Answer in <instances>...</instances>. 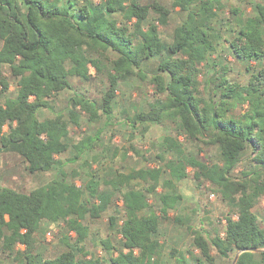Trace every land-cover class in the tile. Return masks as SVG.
Segmentation results:
<instances>
[{
	"label": "trees",
	"instance_id": "16d2710c",
	"mask_svg": "<svg viewBox=\"0 0 264 264\" xmlns=\"http://www.w3.org/2000/svg\"><path fill=\"white\" fill-rule=\"evenodd\" d=\"M173 8L187 16L168 45L158 25H167L171 10L158 0L147 5L139 0H0V98L9 92L10 77L17 83L16 96L0 100V164L4 153L13 152L32 174L61 170L58 157L71 149L75 152L68 161L77 163L86 151H93L101 131L70 145V125L80 127L82 113L92 123L102 116L109 121L120 83L134 75L144 78V63L159 58L152 76L156 100L148 112L128 122L133 128L171 122L187 142L216 147L219 161L204 162L187 154L178 137L167 136L164 147L172 158L165 170L180 181L192 168L194 180L216 187L237 217L226 218L223 236L207 238L194 232L193 245L201 258H192L197 264L203 260L213 264L214 249L219 257L233 261L238 252L250 249L236 264H264V228L253 212L264 199V0L252 4L253 14L245 19L237 8L230 10L238 30L226 43L231 55L248 65L245 85L231 82L230 67L212 60L224 38L216 27L223 11L220 0H174ZM252 61L256 69L250 68ZM91 68L106 77L102 99L75 95L68 118L59 113L41 120L38 114L52 109L51 99L72 90V79L92 78ZM244 160L246 170L235 176ZM165 170H111L105 178L91 171L82 186L68 181L61 170L60 178L28 194L1 188L3 253L15 254L19 264H159L164 253L156 237L160 221L179 200L164 193L162 218L153 211L149 197L156 193ZM117 195L122 207L108 220L110 230L122 238L118 246L109 239L102 242L110 254L102 260L85 247L88 221L108 212ZM43 221L64 223L76 235L73 243L64 237L68 249L54 261L36 260L34 235ZM175 221L182 224L179 218ZM18 245L25 250L15 251ZM177 261L189 264L183 254Z\"/></svg>",
	"mask_w": 264,
	"mask_h": 264
},
{
	"label": "rangeland",
	"instance_id": "374dc122",
	"mask_svg": "<svg viewBox=\"0 0 264 264\" xmlns=\"http://www.w3.org/2000/svg\"><path fill=\"white\" fill-rule=\"evenodd\" d=\"M141 4H151L154 0H139ZM163 6L171 10L168 23L165 26L158 25L160 36L163 42L172 44L175 29L186 19V12L179 8H173L174 0H158ZM257 0H220L223 11L219 13L217 30L223 33V42L213 54L212 60L218 64H226L231 71L228 78L231 82L245 85L250 78V72H247V64L237 61L228 50L226 39L232 40L235 37V31L238 30L236 21L230 14L232 8L240 11V16L245 19L253 14L252 4ZM252 3V4H251ZM151 19L156 15L151 13ZM2 43L0 42V48ZM159 58L152 59L148 65L144 63L142 70L145 77L140 78L134 75L127 81L121 82L117 97L114 102V112L111 119L102 116L97 123L89 122L87 116L80 114V127L70 125V145H76L82 139L95 136L101 131L100 140L95 143L92 152L86 151L81 155L77 163H69V159L75 152L66 153L58 157L63 162V173L68 174V181L75 182L82 186L87 181V174L94 171L100 178H105L111 170L119 172H128L129 170L142 168H159L165 170L166 163L172 158L164 147V138L167 136L178 137L183 143L187 154L195 155L200 161L213 162L219 161L218 150L216 147H208L197 142H187L184 136L178 134L176 126L171 122L163 125H149L132 127L128 122L130 118L139 113H146L150 110V104L156 100L155 87L152 82V76L158 66ZM147 65V66H146ZM250 68H257L255 62L250 63ZM92 78L89 81L72 79V90L60 93L56 98L51 99L52 109L41 110L38 114L42 120L44 118H54L55 114H64L68 118V111L71 109L70 100L75 95H85L94 100H101L107 90V80L103 75H96L93 68L90 69ZM213 74V73H211ZM9 76V74H7ZM199 80L203 82V78ZM9 92L0 98L2 102L6 98H14L17 92V83L11 77L9 78ZM244 110V108H243ZM237 109V112H243ZM7 131V127H5ZM248 162L244 160L235 170L234 175L240 176L246 170ZM61 170H53L32 174L27 168L26 162L16 153L6 152L2 155L0 164V189L7 187L20 193H31L35 189L44 186L55 178L61 177ZM74 172L76 177L73 176ZM170 184V185H168ZM134 185L140 186L137 182ZM142 185V184H141ZM169 194L172 197H179L174 209L170 210L167 218L161 217L160 197L162 194ZM115 204L95 221H88L89 237L85 247L91 256L105 259L109 257L102 245V242L110 240L114 246H118L121 235L116 231H111L109 227V217L115 213V209L120 210L122 199L119 195L115 198ZM149 202L153 211L161 219L159 231L156 237L164 246V253L159 264H178L182 254L186 257L189 264H197L193 258H201L199 250L193 245L194 232H201L207 238H213L217 234L224 235L226 228V218L231 214L235 219L234 210L229 207L221 198L216 187L207 181L196 182L194 180V171L188 168V177L176 181L170 176L169 171L164 172L158 185L156 193L149 197ZM253 212L258 217L261 227L264 228V199L257 204ZM176 218L182 220L181 223L175 221ZM122 224V216H119V225ZM71 237L73 243L76 235L68 232L64 223H52L43 221L39 230L34 235L35 253L37 259L45 261H54L63 252L67 251L64 243V237ZM24 251L25 247L18 245L15 251ZM173 252L174 255H173ZM239 253V252H238ZM117 253H114L116 256ZM214 257L213 264H233L232 259H223L219 257L216 250H212ZM90 256V257H91ZM233 254L231 258H233ZM237 256V255H236ZM193 257V258H192ZM235 259V258H234ZM203 264H210L203 260ZM0 264H19L15 260V254L3 253L0 245Z\"/></svg>",
	"mask_w": 264,
	"mask_h": 264
},
{
	"label": "water",
	"instance_id": "95a60500",
	"mask_svg": "<svg viewBox=\"0 0 264 264\" xmlns=\"http://www.w3.org/2000/svg\"><path fill=\"white\" fill-rule=\"evenodd\" d=\"M249 251H250V249H243V250H241V251L237 254V256L235 257L233 264H236V263H237V260H238L239 256H240L242 253H244V252H249Z\"/></svg>",
	"mask_w": 264,
	"mask_h": 264
}]
</instances>
